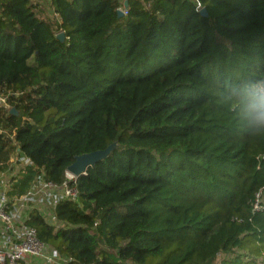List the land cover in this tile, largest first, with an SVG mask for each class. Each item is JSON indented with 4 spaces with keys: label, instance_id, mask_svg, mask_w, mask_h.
<instances>
[{
    "label": "trees",
    "instance_id": "trees-1",
    "mask_svg": "<svg viewBox=\"0 0 264 264\" xmlns=\"http://www.w3.org/2000/svg\"><path fill=\"white\" fill-rule=\"evenodd\" d=\"M199 2L207 17L128 0L119 18V0H51L58 22L0 0V173L29 162L7 195L60 186L77 156L115 145L58 203V228L25 221L68 264H264V138L214 95L264 69V0Z\"/></svg>",
    "mask_w": 264,
    "mask_h": 264
},
{
    "label": "built area",
    "instance_id": "built-area-1",
    "mask_svg": "<svg viewBox=\"0 0 264 264\" xmlns=\"http://www.w3.org/2000/svg\"><path fill=\"white\" fill-rule=\"evenodd\" d=\"M119 1L121 5L119 10L123 16H126L127 10L124 7V2H128V0ZM188 1L195 5L196 11L200 12L203 9L199 0ZM0 104L5 105L4 98H0ZM12 162L11 159V164ZM75 182L76 177L66 171L65 180L60 186L39 179L31 185L25 195L9 197L8 192H0V264H68L69 261L66 258L61 257L54 249L40 242L35 230L26 226L25 221L29 212L35 210L48 224L58 228L59 225L55 220L54 210L60 201H77L78 194ZM32 199L38 200V202L44 199L50 200L49 208L52 218L50 217L49 222L46 220L48 212L40 213L39 208L36 207L37 205L31 206V210L23 217V213L28 210L25 204Z\"/></svg>",
    "mask_w": 264,
    "mask_h": 264
},
{
    "label": "clouds",
    "instance_id": "clouds-1",
    "mask_svg": "<svg viewBox=\"0 0 264 264\" xmlns=\"http://www.w3.org/2000/svg\"><path fill=\"white\" fill-rule=\"evenodd\" d=\"M214 95L243 137L264 138V69L225 82Z\"/></svg>",
    "mask_w": 264,
    "mask_h": 264
},
{
    "label": "rangeland",
    "instance_id": "rangeland-1",
    "mask_svg": "<svg viewBox=\"0 0 264 264\" xmlns=\"http://www.w3.org/2000/svg\"><path fill=\"white\" fill-rule=\"evenodd\" d=\"M31 2L37 4L38 6L42 4V7L44 6L45 12L48 13L49 11V0H30ZM11 159L13 160L12 166H10L9 169L5 170L4 172L0 173V192H8L9 188L11 186V181L16 176V174L25 167V158H23L21 155L13 154ZM49 198V197H46ZM39 203V205H38ZM26 207H28V210L24 212L23 217L27 215V213L31 210L30 207L37 205L40 210V213L44 214L48 212L46 216V220L49 222L50 217L52 218V213L49 208L50 206V200L44 199L43 201L38 202V200L32 199L29 201V203L25 204ZM50 212V214H49ZM61 264V263H59Z\"/></svg>",
    "mask_w": 264,
    "mask_h": 264
},
{
    "label": "water",
    "instance_id": "water-1",
    "mask_svg": "<svg viewBox=\"0 0 264 264\" xmlns=\"http://www.w3.org/2000/svg\"><path fill=\"white\" fill-rule=\"evenodd\" d=\"M127 4H128L127 1H125L124 7H127ZM199 13L202 17L208 16L205 9H202ZM117 16L119 18L123 17V14L120 10L117 11ZM57 39L63 42L64 34L63 33L58 34ZM11 112L14 113V111ZM114 147L115 145L113 144L103 151L77 156L74 159V162L67 168V172L76 178L83 175L87 170V168L96 165L102 160H104L112 152Z\"/></svg>",
    "mask_w": 264,
    "mask_h": 264
},
{
    "label": "crops",
    "instance_id": "crops-1",
    "mask_svg": "<svg viewBox=\"0 0 264 264\" xmlns=\"http://www.w3.org/2000/svg\"><path fill=\"white\" fill-rule=\"evenodd\" d=\"M50 2H51V0H49V11H48V13L45 12L44 6L42 7V4L39 5V9H40L39 15L42 18H47L50 20H57L59 22L58 18L53 14L52 8L50 6ZM28 164H29V162L25 159V166H27Z\"/></svg>",
    "mask_w": 264,
    "mask_h": 264
}]
</instances>
